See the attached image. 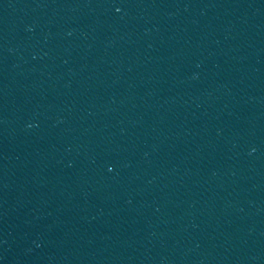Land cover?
<instances>
[{
	"label": "water",
	"instance_id": "obj_1",
	"mask_svg": "<svg viewBox=\"0 0 264 264\" xmlns=\"http://www.w3.org/2000/svg\"><path fill=\"white\" fill-rule=\"evenodd\" d=\"M0 264H264V0H0Z\"/></svg>",
	"mask_w": 264,
	"mask_h": 264
}]
</instances>
